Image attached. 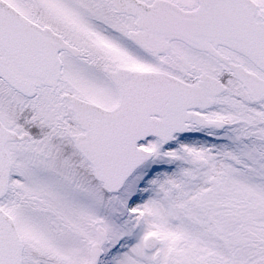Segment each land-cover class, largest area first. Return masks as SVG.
I'll return each mask as SVG.
<instances>
[{
    "label": "snow or ice",
    "instance_id": "snow-or-ice-1",
    "mask_svg": "<svg viewBox=\"0 0 264 264\" xmlns=\"http://www.w3.org/2000/svg\"><path fill=\"white\" fill-rule=\"evenodd\" d=\"M0 264H264V0H0Z\"/></svg>",
    "mask_w": 264,
    "mask_h": 264
}]
</instances>
